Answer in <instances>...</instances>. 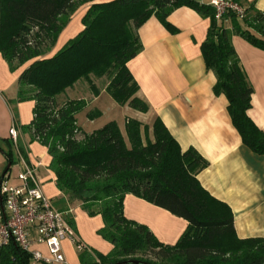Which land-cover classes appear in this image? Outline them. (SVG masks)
<instances>
[{
  "label": "trees",
  "instance_id": "16d2710c",
  "mask_svg": "<svg viewBox=\"0 0 264 264\" xmlns=\"http://www.w3.org/2000/svg\"><path fill=\"white\" fill-rule=\"evenodd\" d=\"M94 1L0 0V54L11 71L26 66L17 80L15 101L34 102L29 124L15 126L29 135V142L46 147L48 168L63 195L58 209L68 212L72 203H78L88 216L100 215L103 226L97 233L112 245L107 254L84 246L78 251L80 261L264 264V238L237 237L230 207L211 196L197 179L208 162L192 147L182 151L159 118L152 123L151 135L148 126L128 118L126 139L115 121L78 138L82 131L76 120L87 102L102 92L94 79L104 77L109 82L103 91L116 103L148 111L147 103L136 96L138 85L127 68L142 49L137 31L154 16L175 33L167 17L185 6L209 19L201 54L216 78L213 93L227 99V112L242 143L264 155V132L248 116L253 87L231 42L238 35L264 50V13L248 0H234L244 8L241 19L227 12L219 20L209 3L195 0ZM87 3L92 4L82 17L83 28L50 56L71 16ZM77 93L81 97H71ZM98 115V111L87 113L91 119ZM6 144L10 149L2 152L10 166L14 144L26 160V149L18 139ZM9 170L7 166L2 177ZM127 194L187 221L178 241L163 244L146 226L127 219L123 214ZM67 221L74 227L69 213ZM30 263L29 254L14 243L0 249V264Z\"/></svg>",
  "mask_w": 264,
  "mask_h": 264
},
{
  "label": "crops",
  "instance_id": "0c3cea01",
  "mask_svg": "<svg viewBox=\"0 0 264 264\" xmlns=\"http://www.w3.org/2000/svg\"><path fill=\"white\" fill-rule=\"evenodd\" d=\"M109 1L112 0L92 3ZM248 1L264 13V0ZM92 3L83 4L76 10V16H71L53 49L62 47L83 28L80 18ZM167 21L176 29L175 33L169 32L154 16L137 31L142 49L127 62V68L138 85L136 96L147 103L148 111L135 110L134 118L127 119L133 118L148 126L151 135L152 123L159 118L182 151L194 148L208 162L197 179L211 196L230 207L237 237L264 238V155L253 153L242 143L227 112V99L213 93L216 78L206 69L201 54L209 19L183 6L173 10ZM231 42L253 87L248 116L264 132V50L238 35L232 36ZM25 67L11 71L0 54V142H16L9 132L12 128L17 131V139L26 149V160L18 154L19 173L24 164L30 167L43 193L58 208V200L63 195L56 187L54 173L48 168L50 157L46 147L37 141L28 145L29 135L15 126L16 123L27 125L33 117V101H15L17 80ZM101 95L93 96L89 101L95 102ZM3 163L0 157V169ZM10 174H6L7 180ZM14 184H18L17 177ZM68 213L73 219L77 238L84 246L101 254L112 250V245L97 233L103 226L100 215L88 216L78 203H72ZM123 214L146 226L166 245H174L187 227L183 218L132 194L123 199ZM33 248L47 255L45 246L34 245ZM62 251L64 262L61 264H82L71 241L62 242Z\"/></svg>",
  "mask_w": 264,
  "mask_h": 264
},
{
  "label": "built area",
  "instance_id": "2783aa9c",
  "mask_svg": "<svg viewBox=\"0 0 264 264\" xmlns=\"http://www.w3.org/2000/svg\"><path fill=\"white\" fill-rule=\"evenodd\" d=\"M209 5L214 8L217 20L227 12L235 13L239 19L244 16V8L234 0H210ZM9 134L17 140L14 128ZM5 176L0 180V249L14 243L29 254L30 262L42 264L64 262V240L71 241L78 251L83 249L84 244L67 221L68 212L56 208L43 193L30 167L24 164L17 176L18 184L3 182ZM34 245L45 246L47 255L34 249Z\"/></svg>",
  "mask_w": 264,
  "mask_h": 264
},
{
  "label": "rangeland",
  "instance_id": "374dc122",
  "mask_svg": "<svg viewBox=\"0 0 264 264\" xmlns=\"http://www.w3.org/2000/svg\"><path fill=\"white\" fill-rule=\"evenodd\" d=\"M208 1H210V0H205L204 2L206 3ZM77 12L74 13L72 16H76ZM83 15H82V17H83ZM82 17L80 18V25H82V21H81ZM79 31L80 30H78L77 33H79ZM59 49H52V51L50 52V56L54 55ZM94 81L96 82L100 91H102L101 92L102 95L95 102L92 100L87 102V106L81 112H79L76 115L78 127L81 129V131L83 133V134L79 133L78 138H82V136L84 134H90L93 131L100 129L106 123H108L110 121H115L116 124L118 125L119 129L121 130V133L125 136V132H124L125 120L127 119V117H133L134 118L133 114L136 113V111L130 107L129 108L126 107L125 105L124 106L119 105L118 103H116L114 101V99L108 93L103 91L104 87L109 82V77H104L101 80L94 79ZM83 82L84 81L81 80L78 84L79 85L83 84ZM85 92H87V91L85 90ZM71 97L76 99V98L81 97V96H80V94L77 93ZM85 97H88V95H86ZM89 111H98L99 115L94 117L93 119H91L87 116V113ZM32 143L33 142H27L28 145L32 144ZM39 145L42 146L41 144H39ZM9 149H10V147H9V145L6 144V142H0V157L3 158V162H4L3 165L1 166V169H0V179L2 177V174L5 170V168L10 164V162L6 159V157L2 151L8 152ZM11 150H12V159H11L12 164H11V168L8 172L11 174H10L9 180L6 179V176L2 180L3 182L6 181V183H8L9 185L14 184V179L19 174V164H17L19 152H18V149H17L15 144L12 145ZM32 264H42V263H33L32 262Z\"/></svg>",
  "mask_w": 264,
  "mask_h": 264
},
{
  "label": "water",
  "instance_id": "95a60500",
  "mask_svg": "<svg viewBox=\"0 0 264 264\" xmlns=\"http://www.w3.org/2000/svg\"><path fill=\"white\" fill-rule=\"evenodd\" d=\"M8 167H10V164L8 165ZM120 264H143V263L138 262V261H126V262H123V263H120Z\"/></svg>",
  "mask_w": 264,
  "mask_h": 264
}]
</instances>
